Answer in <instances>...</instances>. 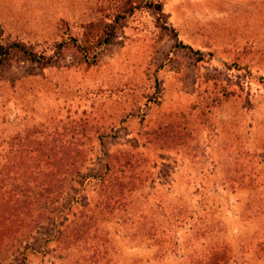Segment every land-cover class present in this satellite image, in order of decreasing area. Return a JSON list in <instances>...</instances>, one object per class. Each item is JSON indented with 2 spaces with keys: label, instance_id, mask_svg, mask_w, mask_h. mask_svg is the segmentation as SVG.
<instances>
[{
  "label": "rangeland",
  "instance_id": "374dc122",
  "mask_svg": "<svg viewBox=\"0 0 264 264\" xmlns=\"http://www.w3.org/2000/svg\"><path fill=\"white\" fill-rule=\"evenodd\" d=\"M108 25L113 44L78 64L74 43ZM0 41L46 55L69 43L71 65L0 76V145L79 120L115 125L113 150L154 141L139 148L155 166L143 218L102 225L99 264H264V0H0Z\"/></svg>",
  "mask_w": 264,
  "mask_h": 264
},
{
  "label": "trees",
  "instance_id": "16d2710c",
  "mask_svg": "<svg viewBox=\"0 0 264 264\" xmlns=\"http://www.w3.org/2000/svg\"><path fill=\"white\" fill-rule=\"evenodd\" d=\"M152 5L162 13L161 5ZM114 36L108 25L96 42L74 43L78 64H95ZM68 46L59 43L46 55L21 41H0V76L20 63L42 70L71 67L63 62ZM182 47L203 59L191 46ZM79 121L42 136L33 129L0 145V264H33L47 255L99 264L110 254L102 225L143 218L141 192L154 182L155 166L139 148L153 145L152 137L133 135L128 148L113 150L115 125Z\"/></svg>",
  "mask_w": 264,
  "mask_h": 264
}]
</instances>
